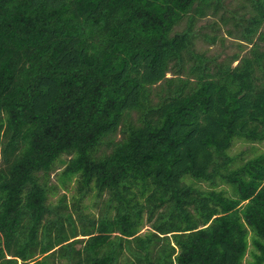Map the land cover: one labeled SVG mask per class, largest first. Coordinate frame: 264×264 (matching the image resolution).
<instances>
[{
	"label": "trees",
	"instance_id": "16d2710c",
	"mask_svg": "<svg viewBox=\"0 0 264 264\" xmlns=\"http://www.w3.org/2000/svg\"><path fill=\"white\" fill-rule=\"evenodd\" d=\"M241 3L0 0V264H264V150L230 152L264 142ZM219 9L223 59L196 48Z\"/></svg>",
	"mask_w": 264,
	"mask_h": 264
},
{
	"label": "rangeland",
	"instance_id": "374dc122",
	"mask_svg": "<svg viewBox=\"0 0 264 264\" xmlns=\"http://www.w3.org/2000/svg\"><path fill=\"white\" fill-rule=\"evenodd\" d=\"M242 1L243 0H224V8L226 10L239 9L238 12H240L241 9L239 8V6L240 4H242ZM208 13L209 14L207 16L200 18L196 22L197 35H199V38L196 41L197 50L204 52L206 55L217 56L219 59H223L228 55L238 52L239 48L237 47V40L228 37L225 33L226 27L221 25L220 15L223 13L224 16L227 17L229 15V12L227 13L225 10L219 9L216 15L212 14V12ZM213 34H218L219 38L216 39V42L211 43L205 36H211ZM221 38H223V40H221ZM247 50L248 47L241 52V55L244 54ZM169 75L170 74H168L167 76ZM262 150H264V142L248 143L236 141L232 146L230 152L232 154H236L243 151V156L250 157L256 152ZM60 170L61 168H58L51 173V183L56 182V174ZM71 192H73L72 188H70L69 190L58 188L55 194L50 195V200L56 201V199L62 194H65L66 197L69 198ZM84 204H92V199H85ZM146 228L147 227H144L142 231H144Z\"/></svg>",
	"mask_w": 264,
	"mask_h": 264
}]
</instances>
